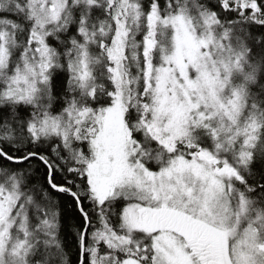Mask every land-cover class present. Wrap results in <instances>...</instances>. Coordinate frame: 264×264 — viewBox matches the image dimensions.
Returning <instances> with one entry per match:
<instances>
[{"label":"snow or ice","instance_id":"6c2138e0","mask_svg":"<svg viewBox=\"0 0 264 264\" xmlns=\"http://www.w3.org/2000/svg\"><path fill=\"white\" fill-rule=\"evenodd\" d=\"M0 264H264V0H0Z\"/></svg>","mask_w":264,"mask_h":264}]
</instances>
